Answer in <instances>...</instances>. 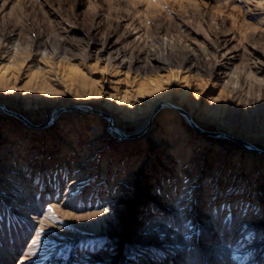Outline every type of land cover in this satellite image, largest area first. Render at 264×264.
Masks as SVG:
<instances>
[{"label": "rangeland", "instance_id": "1", "mask_svg": "<svg viewBox=\"0 0 264 264\" xmlns=\"http://www.w3.org/2000/svg\"><path fill=\"white\" fill-rule=\"evenodd\" d=\"M0 264H264V0H0Z\"/></svg>", "mask_w": 264, "mask_h": 264}, {"label": "water", "instance_id": "2", "mask_svg": "<svg viewBox=\"0 0 264 264\" xmlns=\"http://www.w3.org/2000/svg\"><path fill=\"white\" fill-rule=\"evenodd\" d=\"M165 106H170V107H174V108H176L179 112H181V114L184 116V118L192 125V126H194L195 128H197V129H200V130H202L203 128H201L196 122H195V120L188 114V112L185 110V109H183V108H181V107H179V106H176L175 104H170V103H168V102H164L163 104H161L156 110H155V112L152 114V118L159 112V110L161 109V108H163V107H165ZM77 109H80V108H62V109H59L58 111H57V114L55 115V114H53L52 116H51V118H50V120L48 121V123H51V122H53L54 121V119L56 118V116L57 115H59L61 112H64V111H70V110H77ZM13 115H15V116H17V117H19V118H21L22 120H24V121H26V122H28V120L26 119V118H24L22 115H19L18 113H16V112H11ZM107 116V118L109 119V121H110V127H111V130H116V131H118L121 135H123V136H129V135H126L123 131H121L120 129H118L116 126H115V124L113 123V118L110 116V115H106ZM151 118V119H152ZM142 132H143V130H142ZM211 133H213L214 135H217V136H221V137H224V138H228V139H230L231 141H234V142H237V143H239V144H241V145H244V146H246L247 148L249 147V148H252V147H254L255 149H257V150H259V151H262V149L261 148H259V147H256V146H254L253 144H251L250 142H247V141H245V140H243V139H241L240 137H237V136H233V135H231V134H228V133H225V132H215V131H212Z\"/></svg>", "mask_w": 264, "mask_h": 264}, {"label": "bare ground", "instance_id": "3", "mask_svg": "<svg viewBox=\"0 0 264 264\" xmlns=\"http://www.w3.org/2000/svg\"><path fill=\"white\" fill-rule=\"evenodd\" d=\"M119 106H121V105H119ZM177 110V109H176ZM178 111V110H177ZM176 111V112H177ZM179 112V111H178ZM230 133H231V130H228ZM237 135H239L240 137H242L243 138V140H245V141H247V142H250L251 144H253V141H254V138H253V135L252 134H250V133H245V134H242V135H240V134H237ZM241 138V139H242ZM242 146H244V145H242ZM254 146H256V145H254ZM245 148H247L246 146H244ZM256 147H258V146H256ZM247 149H249L252 153V155L253 154H255L256 156H258V158H259V156H260V154H258V153H254V151H258L257 149H255L254 147H252V148H247Z\"/></svg>", "mask_w": 264, "mask_h": 264}]
</instances>
